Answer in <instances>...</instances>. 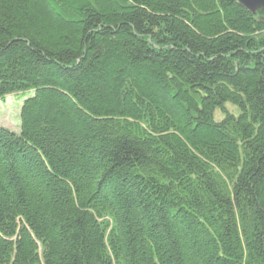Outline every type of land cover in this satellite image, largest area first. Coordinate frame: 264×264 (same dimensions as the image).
<instances>
[{"label":"trees","instance_id":"obj_1","mask_svg":"<svg viewBox=\"0 0 264 264\" xmlns=\"http://www.w3.org/2000/svg\"><path fill=\"white\" fill-rule=\"evenodd\" d=\"M25 91L0 264H264L263 9L0 0V99Z\"/></svg>","mask_w":264,"mask_h":264},{"label":"rangeland","instance_id":"obj_2","mask_svg":"<svg viewBox=\"0 0 264 264\" xmlns=\"http://www.w3.org/2000/svg\"><path fill=\"white\" fill-rule=\"evenodd\" d=\"M34 91H25L18 94H9L4 99H0V124L9 129L19 132L20 131V112L23 102L26 98L32 96ZM231 111H236V108L226 105ZM216 117H222L221 112H216Z\"/></svg>","mask_w":264,"mask_h":264},{"label":"water","instance_id":"obj_3","mask_svg":"<svg viewBox=\"0 0 264 264\" xmlns=\"http://www.w3.org/2000/svg\"><path fill=\"white\" fill-rule=\"evenodd\" d=\"M238 1L252 13H256L259 9L264 10V0H238Z\"/></svg>","mask_w":264,"mask_h":264}]
</instances>
